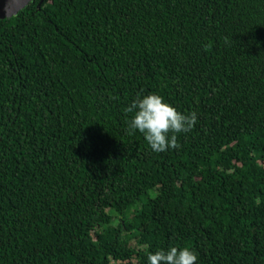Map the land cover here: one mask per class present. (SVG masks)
I'll return each instance as SVG.
<instances>
[{
  "label": "trees",
  "instance_id": "1",
  "mask_svg": "<svg viewBox=\"0 0 264 264\" xmlns=\"http://www.w3.org/2000/svg\"><path fill=\"white\" fill-rule=\"evenodd\" d=\"M39 3V4H38ZM197 114L178 149L138 97ZM264 264V0H31L0 18V264Z\"/></svg>",
  "mask_w": 264,
  "mask_h": 264
},
{
  "label": "clouds",
  "instance_id": "2",
  "mask_svg": "<svg viewBox=\"0 0 264 264\" xmlns=\"http://www.w3.org/2000/svg\"><path fill=\"white\" fill-rule=\"evenodd\" d=\"M124 111L133 114L128 122V134L136 131L143 134L151 150L157 153L178 149V134L190 132L197 122L195 112L181 113L154 93L142 98L138 95ZM196 261L197 254L188 247H171L148 255L149 264H196Z\"/></svg>",
  "mask_w": 264,
  "mask_h": 264
},
{
  "label": "water",
  "instance_id": "3",
  "mask_svg": "<svg viewBox=\"0 0 264 264\" xmlns=\"http://www.w3.org/2000/svg\"><path fill=\"white\" fill-rule=\"evenodd\" d=\"M30 1L31 0H0V18L16 14Z\"/></svg>",
  "mask_w": 264,
  "mask_h": 264
}]
</instances>
